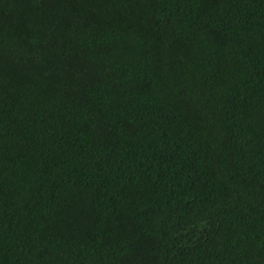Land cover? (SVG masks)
Listing matches in <instances>:
<instances>
[{
    "label": "trees",
    "instance_id": "obj_1",
    "mask_svg": "<svg viewBox=\"0 0 264 264\" xmlns=\"http://www.w3.org/2000/svg\"><path fill=\"white\" fill-rule=\"evenodd\" d=\"M0 264H264V0H0Z\"/></svg>",
    "mask_w": 264,
    "mask_h": 264
}]
</instances>
